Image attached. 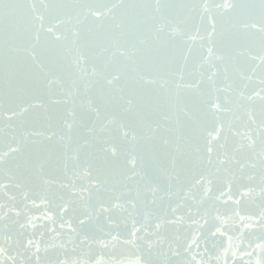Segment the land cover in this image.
<instances>
[{
    "label": "water",
    "instance_id": "obj_1",
    "mask_svg": "<svg viewBox=\"0 0 264 264\" xmlns=\"http://www.w3.org/2000/svg\"><path fill=\"white\" fill-rule=\"evenodd\" d=\"M2 2L35 4L38 11L44 12L46 25L49 23L56 25V20L62 21L54 28L55 33L62 37L61 40L56 41L51 34L41 33L39 42L35 44V61L26 50H23L27 45L22 40H18L17 47L21 51L14 53L9 62L5 55L3 32L0 31V157H3V162H0V184H9L7 192L16 198L14 201L8 200L5 190L0 189V204L22 208L27 203L23 198L25 193L37 203L41 197L49 201L47 209L43 206L35 208L27 204V211L32 216H40L47 210L52 213L53 222L39 221L38 224H42V227L23 230L24 236L21 238L26 242L28 236L33 234V238L40 241L41 264H59L60 261L65 260L69 264L73 260L84 261L87 264H97V261L101 264H129L137 258L141 261L149 259L142 241L138 240L136 246L122 242L131 238L132 220L144 223L145 214L148 213L153 218L152 223H155L154 217L165 214L171 216V209L178 204H183L184 207L179 208L177 214H185L186 220L188 207L194 212L199 208L200 223H203L204 210L209 208L212 201L200 203V194L193 187L194 179L199 178V169H192L191 165L185 166L187 157L183 153L187 149L181 147L179 151L176 150V137L179 134L177 117L183 125L179 132L188 138L191 133V121L185 117L184 112L199 117L200 113L206 110V106L200 103L196 90L178 89L175 84L180 81L181 75L183 82L187 83L200 78L201 72L204 73L205 79L209 74L210 70L207 66L200 67L202 56L206 55L205 49L201 47L202 44L206 45V40H201L200 36H204L205 29L210 27L206 19L202 21L200 18L205 0H2ZM206 2L215 5L222 4L223 0H206ZM229 2L234 5H254V12L258 18L260 0H229ZM43 4L56 7H50L45 11ZM194 4L201 7L193 10L191 6ZM81 5H91L102 15L99 19L90 13L86 15L88 10ZM237 11L246 14L248 9H237ZM211 12L217 21V38L225 45L224 48L219 49L220 51L230 54H234L237 50L243 51L245 48L258 51V40L253 42L247 39L244 33H237L232 27L234 11L212 7ZM31 20V13L27 9L17 10L15 24L18 34L23 33ZM2 26L0 22V28ZM158 28H162L163 31L158 32ZM172 29H176L178 34L173 35ZM73 32L78 35L73 36ZM188 36H194L196 39H188ZM32 40L35 41L34 31ZM73 40H76L75 46ZM97 45H103L107 51L102 52L101 47ZM78 48L84 50L88 56V62L84 67L87 68L89 75L84 76L83 79H80L82 73L74 65V56ZM122 52L125 54L121 55ZM97 54L99 56L95 58ZM185 55L187 60L184 59ZM37 64L42 65L43 70L38 68ZM93 66L98 72L105 71V66L108 72H118L121 79L114 87H123L126 90L130 86L133 87L136 94L130 98L133 99L134 105L138 106L140 100L150 101L151 112L146 118L154 126L157 124L161 126L157 128L154 139L140 142L143 145L142 159L139 151L133 153L137 156L135 171L140 175L127 180L125 177L131 176L134 170L126 163L125 157L118 155L112 158L107 154L108 159L114 160L115 163L105 165L103 158L106 154L100 149L106 146L105 142H107V145L116 146L118 153L122 146L131 151V143L120 135L118 125L130 124L135 119V112H125L124 108L127 105L122 102L108 111H102V120L115 118L117 123L108 125L103 131L95 127L96 139L93 140L89 136L91 146L81 150L79 154L81 173L84 168H88L92 177L97 178L101 183L98 187H92L89 183L92 177L76 178L70 168L68 175L76 181L73 189L72 182L65 176L62 167L51 161L63 158L61 145L69 135L65 120L73 124L70 148L76 147L78 137L84 136L87 128L95 125L96 115L89 110L88 101L91 100L93 105L100 103L96 93V82L102 83V81L99 75L96 77L90 75ZM236 66L240 71H249L246 57H237ZM258 72L259 70L254 82L249 83L246 90L249 95L253 88L258 87L255 83L259 79ZM9 75L10 80L7 79ZM141 75L146 79H154L156 83L144 84L139 81ZM229 77V82L233 83L235 91L219 93L221 101L225 95L235 100L237 91L243 89L238 72L233 71L231 67ZM216 79L218 87H225L228 83L224 81L222 75ZM49 80L53 82L49 84ZM74 80L75 85H73ZM85 82L92 85L87 92L84 88ZM204 90L202 85L201 91ZM69 91H75V95L71 98H68ZM65 99H68L66 104L63 103ZM105 99H111L106 85ZM53 100L61 102L54 104ZM37 103L41 106L30 107L28 111L20 112V108L25 104ZM244 103L246 108L233 104V112L220 114L222 119L231 120L234 126L242 131L245 130L244 125L249 122L247 111H251L257 121L260 118L258 99ZM70 110L75 113V120L68 116ZM161 113H167L170 119H162ZM136 131L138 136L151 134L141 132L140 129ZM37 132L43 135H35ZM52 132L57 135L52 140L46 139ZM59 136H64L65 141L59 140ZM164 139L169 140L168 145L163 143ZM238 139L230 136L229 151L232 142ZM17 145L22 146V151L3 156L10 146ZM69 155H72L71 151ZM249 155L248 151L237 153L241 159L248 158ZM173 157L176 160L175 169L172 163ZM25 159H29L33 165L29 172L23 171ZM41 163H43L42 173L35 172V168ZM185 167L188 168L187 171L182 170ZM258 167L259 165L257 169L246 170L248 173L256 172L255 181H248L237 173V179L233 181V191L238 193L243 186L254 187L258 191ZM208 168L215 173L214 167L209 165ZM164 170L179 172V182L174 180L169 187ZM41 175L51 183L45 185L40 179ZM223 180V174L218 178L214 177L212 186L214 194ZM16 183H21L22 187L18 189L11 186ZM65 183L69 184L68 188L61 186ZM151 187L157 188L155 199L150 191ZM137 190L140 198L134 200ZM192 197H195V200ZM133 201L136 204L135 208L132 206ZM116 203L122 207L114 208L113 205ZM258 203V197L245 198L240 206L242 213L255 211ZM64 204L68 205V209L62 221L59 206ZM232 207L234 206L229 205L227 208L220 206V211L224 212ZM104 208H108L109 211L104 212ZM80 220H84L85 223L81 225ZM67 221L71 222L76 232L69 230ZM20 222H23V216ZM62 222H65L64 227H60ZM6 223L8 221H0V246L8 248V252L0 259L6 264H11L8 256L13 255L16 256L19 264L24 257L18 255L15 244L9 248L3 240ZM211 223L210 219L209 224L203 229L205 234ZM49 228H54L55 231L49 232ZM185 228H187L186 223L181 231L183 232ZM227 230L232 235L236 234L230 227ZM19 231L22 230L19 229L18 223L11 225L9 234L12 235L13 241L18 238L16 233ZM174 231L175 226H166L164 229L166 235ZM112 235L118 236L119 239L111 241ZM69 237H74V240L68 242ZM82 240L85 241L83 244H81ZM100 241L105 243L101 244ZM217 242L226 245L227 237H220ZM46 245L48 247L45 252ZM32 251L35 252V247ZM182 258L172 259L176 264ZM31 260L32 264H35L36 257L32 256Z\"/></svg>",
    "mask_w": 264,
    "mask_h": 264
},
{
    "label": "snow or ice",
    "instance_id": "obj_2",
    "mask_svg": "<svg viewBox=\"0 0 264 264\" xmlns=\"http://www.w3.org/2000/svg\"><path fill=\"white\" fill-rule=\"evenodd\" d=\"M43 9L47 11L50 7L55 8V5L43 4ZM86 8L88 13L97 19L100 18L102 13L94 10L91 5H81ZM115 7V5H113ZM200 5H192L193 10L199 9ZM217 9L223 8L225 10L234 11L235 17L232 27L237 33H244L247 39L255 42L258 40V51H252L249 48H245L243 51L237 50L234 54H230L226 51H220V48H224V42L219 40L217 33V21L216 17L212 14L211 8ZM248 9L245 14L237 11V9ZM27 9L31 13L32 20L29 22L28 27L24 29L23 33L18 34L15 24V16L17 10ZM201 20H207V24L210 26L205 29V35L200 36L201 40H206V45L202 44L201 47L205 49L206 55L202 56L201 68L207 66L210 70L206 79L204 73H200V78L194 82H183V75L180 77V81L175 84L176 88H188L196 90L200 97V103L206 106V110L202 111L199 117L193 116L188 112H184L185 117L191 121V133L188 138H185L179 129L183 127L180 123L179 117H177V132L176 137V150L179 151L181 147L186 148L183 155L187 157L185 166L191 165L192 169H199V178L194 179L193 187L197 193L200 194V203L203 204L207 201H212L209 208L204 210L202 219L203 223H200L201 213L197 208L194 212L191 207L187 209V220L185 214H177L178 209L184 207L183 204H178L171 209V216L165 214L162 216L154 217L155 223H152V217L148 213L145 214L144 223H139L135 219L132 220L130 239L122 241L126 244L136 246V242L142 241L146 246V254L149 259L141 261L137 258L134 261H130L129 264H174L173 257H183L176 264H264V0H260L258 18L255 15L254 5H234L229 0H223L222 4L209 5L206 0L202 5ZM110 11V10H109ZM0 22H2L4 47L6 58L11 61L14 53L21 51L17 47V41L22 40L27 47L26 50L32 59L36 60L35 44L39 42L42 32L51 34L56 41L61 40V36L56 34L54 28L58 26L62 21L56 20V25L51 23H45L44 12L38 11L35 4H5L0 0ZM118 27L120 25H117ZM35 33V41L32 40V32ZM157 31H163L162 28H158ZM199 32V29H197ZM172 34H178L176 29H172ZM258 34V35H257ZM78 34L73 32V36ZM188 39H196L194 36H188ZM73 45H76V40H73ZM142 43V42H141ZM101 47V51H107V48L103 45H97ZM125 53H121L124 55ZM99 54L95 58H98ZM237 57H246L249 62V71H240L236 66ZM187 60V56L184 57ZM88 62V56L84 50L76 49L74 56V65L82 73L80 79L84 76H88L89 73L84 65ZM38 68L43 70L42 65L37 64ZM238 72L239 80L243 83V89L237 91L236 99L229 95H225L223 101H221L218 95L221 92L235 91L233 83L229 82V68ZM259 70V79L255 81L258 87L251 90L249 95L246 91L249 87V83L254 82V77L257 76ZM92 77L100 76L101 81H97L96 93L100 99V103L93 105L92 101H88V108L96 115V122L94 127H88L86 134L82 137H78L77 146L70 148L72 142V128L73 124L65 120V126L68 129V137L65 141L64 136H59V140L65 141L62 147V159L57 158L51 161V163L62 167L65 176L71 180V186L75 189L76 181L72 176L68 175L71 168L76 178H90L91 172L88 168H84L82 173L80 171L79 154L81 150H85L91 146L89 136L93 140L96 139L95 127H99L103 131L108 125L117 123L115 118L102 120V111H108L112 107L118 106L119 103L127 105L124 108L125 112H135V119L130 124L119 123L120 135L125 141H129L132 145L131 151L122 146L121 151L118 153L117 147L114 145H107L105 142L104 147L100 151L106 154L103 158L105 165L114 164L115 161H110L107 154H110L112 158H116L118 155H123L126 159V163L134 170L131 176H126L125 179L131 180L133 177L140 175L135 171L137 164V156L133 154L136 151L143 153V145L140 143L144 140H152L155 138V132L161 125L151 124L146 115L151 112V102L140 100L138 106L134 105L132 97L136 94L133 87H129L127 90L123 87H114L121 77L118 72H108L105 66V71L98 72L97 68L93 66L90 74ZM222 75L226 83L225 87L217 86V77ZM7 79H11L9 75ZM139 81L144 84H155L154 79H146L144 76H139ZM53 81L49 80L51 84ZM76 81H73L75 85ZM105 85L107 86V92L111 94V99H105ZM204 86L205 90L201 91V86ZM9 87H11L9 85ZM92 87L88 82H85L84 88L87 92ZM209 94H211L209 96ZM75 95V91L68 92V98ZM258 99L260 102L259 107V121L255 119L251 111H247L249 116V122L244 125L245 130H241L235 127L231 120L225 121L221 118V113L233 112L232 105L237 107H245L244 102H253ZM61 101L53 100L52 103H60ZM63 103H68V99H65ZM40 104H25L20 108V112H26L30 107H40ZM183 111V109H182ZM16 115V113H13ZM68 116L73 117L75 120V113L73 111L68 112ZM162 119L168 120L170 116L167 113H161ZM83 126V125H81ZM254 126V127H253ZM136 129H140L141 132L151 133L150 135H137ZM255 134V135H254ZM35 135H43V133H35ZM57 133L52 132L46 139L52 140ZM230 136L238 137L239 139L232 142L231 151H229ZM82 140V142H80ZM165 145L169 144L168 139H164ZM257 143L259 144V150L257 151ZM22 151V146H10L8 152L3 153V156H8L9 153H16ZM71 151L72 155H69ZM250 152L248 158L241 159L237 156V153ZM0 162H3V157H0ZM173 168L176 167V160L173 157ZM211 165L215 168V173L211 172L208 166ZM259 173V189L256 191L254 187L243 186L239 192L233 191V181L237 179V173L248 181L256 180V172L248 173V169H257ZM203 166V167H201ZM33 167L29 159H25L23 162V171L29 172ZM187 171L188 168L182 169ZM43 163L35 168V172L42 173ZM195 174V173H194ZM223 174L224 180L220 185V188L214 194L213 183L214 177H219ZM165 178L167 179L169 187L175 180L179 182L180 173L176 171L164 170ZM143 178V177H142ZM45 185L51 183V181L45 179L43 175L40 176ZM92 187H98L101 183L97 178L92 177L89 180ZM10 185L0 184V189L5 190V195L8 200H15V196L9 195L7 188ZM16 188H21V183L11 185ZM64 188H68L69 184H62ZM83 191V189H81ZM153 199L156 197L157 188L151 187ZM187 195V194H186ZM258 197L259 203L256 205V210L248 213H242L241 203L245 198L256 199ZM24 200L27 202L24 207L8 206L7 204H0V221H8L5 224V234L3 237L4 243L10 247L15 244V250L18 255L24 257L20 260L19 264H32V256L36 257L35 264H41V246L40 241L33 238V234H30L24 242L21 239L24 236L23 230H35L38 226L42 227V224H38L39 221L53 222V215L51 212L45 210L40 216H32L27 211V204H31L35 208L43 206L47 209L49 201L44 197L40 198L39 203L36 200L30 199L28 195L24 194ZM140 198L139 190L135 199ZM195 200V197H192ZM232 205L234 207L227 211H220V206L226 208ZM133 208L136 207L135 202H132ZM114 208H120L122 205L116 203ZM68 209V205L64 204L59 206V213L61 220ZM104 212H108V208L103 209ZM23 216V222H20V218ZM211 219V227L208 228L207 234L203 231L206 225L209 224ZM19 224V231L16 233L17 239L13 241V237L9 232L11 231V225ZM64 223L60 224V227H64ZM67 226L71 232H76V229L72 227L70 221H67ZM79 223L83 225L84 220H80ZM187 224V228L182 232L181 228ZM166 226H175V231L170 234H165L164 229ZM231 228L235 235L228 232V228ZM245 230H248L247 232ZM49 232H54V228H49ZM43 236V233H41ZM227 237V244L218 243L220 237ZM116 235L111 236V241L118 240ZM74 237H69L68 242H72ZM109 241V243L111 242ZM258 241V242H257ZM85 241L82 240L81 244ZM104 244V241H100ZM211 244V247H209ZM203 245V248H202ZM63 246V245H61ZM106 246V245H105ZM35 247V252L32 251ZM47 245L44 251H47ZM202 248V250H201ZM8 252V248L0 246V257L4 256ZM25 254L27 256L25 257ZM8 260L11 264H17L16 256L9 255ZM0 264H6V262L0 259ZM59 264H69L68 261H60ZM71 264H87L84 261L73 260ZM97 264H101L97 261Z\"/></svg>",
    "mask_w": 264,
    "mask_h": 264
}]
</instances>
